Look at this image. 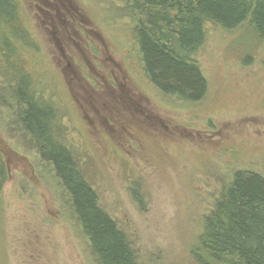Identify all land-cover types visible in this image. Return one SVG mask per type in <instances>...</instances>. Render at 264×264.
Instances as JSON below:
<instances>
[{"label":"rangeland","instance_id":"1","mask_svg":"<svg viewBox=\"0 0 264 264\" xmlns=\"http://www.w3.org/2000/svg\"><path fill=\"white\" fill-rule=\"evenodd\" d=\"M18 1L35 48L23 55L26 70L55 105L62 142L100 207L140 264H196L201 225L231 177L264 178V46L245 25H208L195 57L206 94L184 103L146 79L129 1ZM1 88L0 264H96Z\"/></svg>","mask_w":264,"mask_h":264},{"label":"trees","instance_id":"2","mask_svg":"<svg viewBox=\"0 0 264 264\" xmlns=\"http://www.w3.org/2000/svg\"><path fill=\"white\" fill-rule=\"evenodd\" d=\"M127 1L137 19L133 44L146 79L160 93L184 103H196L206 94L195 57L208 25L225 31L245 25L244 31L254 36L252 44L264 46V0ZM34 49L19 1L0 0V82L10 92L8 107L16 114L24 144L31 145L66 194L95 263L140 264L128 235L100 207L97 193L63 144L55 105L36 90L26 70L23 55ZM7 177L0 153V203ZM191 254L196 264H264L263 177L241 172L231 177L204 218Z\"/></svg>","mask_w":264,"mask_h":264}]
</instances>
